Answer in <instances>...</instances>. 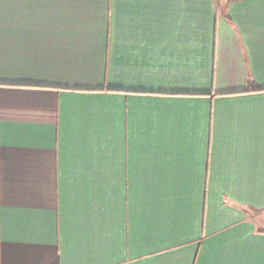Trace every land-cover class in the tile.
I'll use <instances>...</instances> for the list:
<instances>
[{
    "label": "crops",
    "instance_id": "1",
    "mask_svg": "<svg viewBox=\"0 0 264 264\" xmlns=\"http://www.w3.org/2000/svg\"><path fill=\"white\" fill-rule=\"evenodd\" d=\"M0 264H264V0H0Z\"/></svg>",
    "mask_w": 264,
    "mask_h": 264
}]
</instances>
